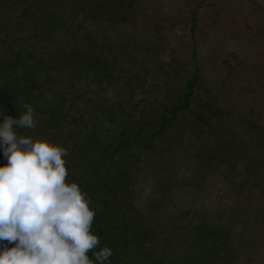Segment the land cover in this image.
Masks as SVG:
<instances>
[{"label": "trees", "instance_id": "obj_1", "mask_svg": "<svg viewBox=\"0 0 264 264\" xmlns=\"http://www.w3.org/2000/svg\"><path fill=\"white\" fill-rule=\"evenodd\" d=\"M245 5L0 0V124L29 105L17 135L68 150L93 264H264V8L241 26Z\"/></svg>", "mask_w": 264, "mask_h": 264}, {"label": "clouds", "instance_id": "obj_2", "mask_svg": "<svg viewBox=\"0 0 264 264\" xmlns=\"http://www.w3.org/2000/svg\"><path fill=\"white\" fill-rule=\"evenodd\" d=\"M19 118L3 116L0 146L7 164L0 167V240L14 243L0 251V264H93L88 253L100 239L91 227L96 215L86 193L67 182L68 150L46 139L18 136L34 129L33 108ZM113 255L105 246L95 252L97 264Z\"/></svg>", "mask_w": 264, "mask_h": 264}, {"label": "rangeland", "instance_id": "obj_3", "mask_svg": "<svg viewBox=\"0 0 264 264\" xmlns=\"http://www.w3.org/2000/svg\"><path fill=\"white\" fill-rule=\"evenodd\" d=\"M256 1L257 3V7L259 8H264V0H254ZM256 8H253L252 5H245L244 9H242L241 11V18H240V23H241V26L244 24L245 21H247L248 23L249 22H252V20L255 19V15L257 14L256 11H258V9ZM250 24V23H249Z\"/></svg>", "mask_w": 264, "mask_h": 264}]
</instances>
